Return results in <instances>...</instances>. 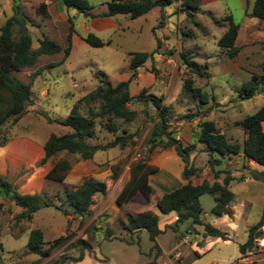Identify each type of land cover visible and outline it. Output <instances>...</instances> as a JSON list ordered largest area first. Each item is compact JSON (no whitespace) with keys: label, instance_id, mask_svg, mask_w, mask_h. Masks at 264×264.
<instances>
[{"label":"rangeland","instance_id":"374dc122","mask_svg":"<svg viewBox=\"0 0 264 264\" xmlns=\"http://www.w3.org/2000/svg\"><path fill=\"white\" fill-rule=\"evenodd\" d=\"M19 1L29 20L32 47L36 49L41 35L55 34V29L47 27V16L39 9L41 0ZM85 1L89 6H96L109 0ZM179 1L173 0L164 8H154L139 20L128 16L86 20L74 9L62 17L54 9L58 43L63 48L69 44L72 26L78 37L92 33L103 41H110L111 45L94 48L80 37L75 38L72 54L65 62L60 63L64 55L61 52L42 57L34 68L12 75L13 79L31 86L32 102L16 125L12 118L0 131L7 139L6 146L10 151L27 158L31 152L23 145L26 140L43 146L51 135L67 134L70 129L58 122L68 118L76 102L93 91L101 80L111 85L129 80L132 75L130 53H148L150 58L138 70L143 77L131 79L130 94L136 97L147 89L148 94L163 99V104L170 107L169 130L173 131L172 136L180 137L184 146L192 147L190 166L200 170L191 182L194 185L204 181L213 183L210 155L206 152V145L196 138L199 125L205 120L213 121L231 143L242 145L246 139L240 122L264 106V88L249 100H241L238 90L255 75L264 74V20L250 16L256 0H204L196 15V21L201 25L199 28L180 10ZM13 5L14 0H0V28L4 20L13 15ZM211 15L220 22L218 25L212 21ZM227 16H232L233 22L244 31L237 42L242 49L235 60H230L218 46L230 25L224 20ZM102 21L116 22V27L97 31L94 24ZM83 22L90 31L85 30ZM246 26L250 28L251 37L244 30ZM183 52L192 53L197 63L208 67L210 78L201 79L189 74L181 65ZM187 78H192L196 87L210 97L215 96L216 101L204 106L191 94L183 93ZM130 108L138 112L134 122L118 123L116 133H110L104 125L98 124L96 137L88 141L91 145H108L117 137H126L128 143L124 146L98 152L87 161L61 153L43 166L39 165V159L30 165L23 163V169L13 183L18 192L45 194L61 210L44 207L32 220L17 221L23 210L0 194V264H53L63 256L78 257L82 249L79 240L91 244L92 250L85 251L82 261L67 264H264L262 239H258L254 250L245 256L239 251L240 245L248 239L249 230L258 224L264 211V167L242 156L225 157L216 167L220 183L229 175L234 178L230 185L235 195L233 216L215 217L212 214L214 197L205 194L200 198L204 224H211L226 234V240L206 236L204 226L194 225L191 220L176 229L170 228L168 225L175 221L173 214H159L164 233L156 238V242L145 230L133 234L127 230L130 215L146 211L158 213L155 200L149 202L141 194L123 207L117 204L134 163L144 162L159 169L150 177V182L160 193L171 192L186 183L182 177L185 166L181 158L174 148H164L166 137L162 138L164 142L160 146L151 149L149 140L159 122L156 109L151 104L136 102L131 103ZM200 109L208 111L205 118L193 122L186 119ZM62 159L72 164L66 181L59 184L47 180V171ZM89 179L105 182L107 193L95 195L91 213L82 218L70 205L63 203L64 193ZM164 183L166 188L160 186ZM33 229L43 231L44 250L52 247L46 259L41 260L28 251ZM62 237L66 240L55 244Z\"/></svg>","mask_w":264,"mask_h":264},{"label":"trees","instance_id":"16d2710c","mask_svg":"<svg viewBox=\"0 0 264 264\" xmlns=\"http://www.w3.org/2000/svg\"><path fill=\"white\" fill-rule=\"evenodd\" d=\"M67 10L74 9L85 18H113L117 16H128L132 20H137L146 16L154 8H164L172 3L173 0H109L96 6H89L85 0H60ZM203 0H181L180 10L191 19L195 26L201 28L196 21V15L200 10ZM13 15L4 20L0 28V131L13 118L16 125L23 113L26 112L28 105L31 104V86L13 79L14 73L23 72L34 68L39 59L46 56H55L64 53L63 63L71 54L73 26L68 36L69 44L63 48L58 42L47 37L38 41L39 46L33 49V38L29 29V20L26 17L19 0H14ZM43 11L46 7H42ZM252 18L264 20V0H256L250 13ZM215 24L220 22L211 15ZM229 22V28L218 41V46L230 60H235L242 47L237 46L240 26L233 22L232 16L224 19ZM69 21L71 19L69 18ZM84 42L94 48H102L111 45V42L103 41L96 35L89 33L83 38ZM151 55L148 53H130L131 78L113 86L105 80H101L99 85L90 93L80 98L72 108L65 121L58 122L70 131L67 134L57 136L51 135L44 144V157L39 165H45L51 158L61 153L76 155L82 160H92L98 152H104L119 145L124 146L128 143L126 137L117 139L108 145H91L89 140L96 137L98 124L104 125L110 133L118 131V123H132L138 117V112L130 108L131 103L151 104L157 111L159 122L149 140L151 149H155L164 142L163 137L167 138L164 148H174L178 157L184 163L183 180L186 182L179 188L168 192L160 193L155 190L150 182V177L159 172L157 167L147 163L137 162L131 166L130 179L124 185L117 198L119 207H123L132 201L137 195H143L149 202L155 200V207L158 213L146 211L128 217L127 230L133 233L147 231L150 233L151 240L156 242V238L164 233L161 229L160 217L162 215L173 214L175 221L168 225L170 228L178 226L188 220L194 225H202L205 234L214 239L226 240V234L222 233L211 224H204L203 210L200 198L209 194L214 197L215 206L212 214L217 218L232 217V203L235 195L230 189L234 178L229 175L223 183L219 179V171L216 167L222 164V159L231 156H242L255 164L264 167V106L256 113L246 117L240 125L246 133V139L242 145L231 143L223 133H220L213 121L205 120L200 123V130L197 133V140L206 145V152L210 155L209 164L214 173L213 183L204 181L194 185L191 178L196 176L199 169L190 166L191 146H184L180 137H173V131L169 130L171 119L170 107L163 104V99L152 94H148L147 89H143L136 97L130 94L131 79L138 76L141 68ZM195 57L190 52H183L180 55L181 65L189 74L198 78H210L208 67L197 63ZM264 73V65L262 66ZM264 88V74L255 75L252 81L244 83L238 90L241 100H249ZM182 92L191 94L201 105H208L210 101L215 102V96H209L201 88L196 87L192 78L184 81ZM208 111H198V113L186 117L188 121H195L205 118ZM51 122V121H50ZM7 144V139L0 133V147ZM72 170V164L62 159L56 162L52 169L47 173L46 179L52 182L63 184ZM107 184L95 179L83 182L76 189L64 193L63 203L70 205L73 212L79 217H85L91 213L90 207L95 195H105ZM0 194L15 206L22 209V214L17 217V221L33 219L34 215L44 207H57L49 201L45 194H22L18 192L14 184L7 178L0 175ZM264 211L257 225L249 230L247 241L240 245L239 251L242 256L252 252L256 246V241L263 235ZM66 240L60 238L55 244H61ZM54 244V245H55ZM82 246L78 257L63 256L53 264H67L70 261L79 262L85 257L86 250H92L91 244L87 241L79 240ZM45 245V235L40 229H33L29 235L28 251L32 255L39 256L41 260L50 256L51 248L43 249ZM1 260V257H0Z\"/></svg>","mask_w":264,"mask_h":264},{"label":"crops","instance_id":"0c3cea01","mask_svg":"<svg viewBox=\"0 0 264 264\" xmlns=\"http://www.w3.org/2000/svg\"><path fill=\"white\" fill-rule=\"evenodd\" d=\"M179 2H180V5H181V1H179ZM43 6L46 7L45 11H43V9H42ZM39 9L42 12H44L45 15L47 16V27L51 26V27H53V29H55L54 30L55 34L53 33L51 35L50 33H48V36H46L45 34H42L41 38H39V40L43 39L44 37H47V38H49V39H51L53 41L59 42V40H58V35H59L58 34V30L55 27V23H54L55 20L53 19V10L54 9L57 10L59 12V15L62 16V17L67 16L69 14L70 10H67L60 0H41ZM1 14H4V13L2 12ZM50 19H51V21H50ZM96 19H106V18H96ZM96 19H92V20H96ZM139 19H141V18H139ZM139 19H137V20H139ZM86 20H90V19L86 18ZM83 25L85 26V30L86 31H90L89 27L87 26V24L85 22H83ZM109 27H112V28L116 27V22H111V21L103 22L102 21V22H100L98 24H96V23L94 24V28H96L97 31H101V30H103L105 28H109ZM244 30L247 33L248 37L252 36V33H249L250 28H248L246 26L244 28ZM243 32L240 29L238 40H240V38L242 37V33ZM56 34H57V36H56ZM85 36H79V37H80L81 40H83V38ZM79 37H78V35H76V33H73L72 41L74 42L75 38H79ZM238 40H237V42H238ZM38 46H39V44H38ZM38 46L36 48H38ZM72 51H73V45H72L71 54H72ZM240 70L241 69H237V71H240ZM142 77H143V74L138 72L137 78L141 79ZM120 82H123V81L121 80ZM113 86H115V85H113ZM45 94H46L45 92L42 93L43 96H45ZM23 145L25 146V148L27 150H29L31 152L29 157H27V158H23V157H20V156H17L15 154H13V152L10 151L8 146L0 147V175H2L3 177L7 178L11 183H14V180H15L16 176L23 169V163H25L26 165H30L32 163H35L37 159L41 160L44 157V145L41 146V145L36 144L35 142H31V141H28V140H26V142H24ZM51 169H49L47 171V173ZM47 173H46V175H47ZM160 186H162V188H166L167 187L165 183L160 185Z\"/></svg>","mask_w":264,"mask_h":264},{"label":"built area","instance_id":"2783aa9c","mask_svg":"<svg viewBox=\"0 0 264 264\" xmlns=\"http://www.w3.org/2000/svg\"><path fill=\"white\" fill-rule=\"evenodd\" d=\"M262 231L264 232V227L262 228ZM263 236H264V235H262V236L259 238V240L262 239L261 242H262V245L264 246V237H263Z\"/></svg>","mask_w":264,"mask_h":264}]
</instances>
